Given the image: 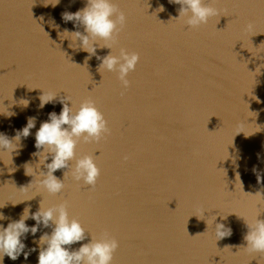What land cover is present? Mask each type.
<instances>
[{"label":"water","instance_id":"1","mask_svg":"<svg viewBox=\"0 0 264 264\" xmlns=\"http://www.w3.org/2000/svg\"><path fill=\"white\" fill-rule=\"evenodd\" d=\"M56 2L0 0V112L16 113L0 115V132L11 138L37 118L13 162L0 155V211L17 220L41 200L66 204L88 236L71 247L91 235L115 239L112 264H264V253L239 249L246 246L243 219L260 213L264 220V201L253 196L264 189L253 173L254 166L264 173V0H204L218 14L197 28L174 19L180 6L168 0H114L127 22L113 54L140 57L127 88L118 73H99L100 61L86 64L88 53L69 47L72 37L63 32L83 28L65 23L62 13L86 0ZM41 89L58 95L43 109ZM65 96L73 110L94 101L108 122L99 141L81 138L76 146V158L93 156L100 176L89 186L69 169L61 193L25 201L37 194L25 171L38 162L35 133L50 112L60 113ZM64 171L55 175L63 179ZM214 216L232 229L230 237L217 241ZM45 231L24 241L25 251L37 248L27 259L5 256L4 264H38L33 240Z\"/></svg>","mask_w":264,"mask_h":264},{"label":"clouds","instance_id":"2","mask_svg":"<svg viewBox=\"0 0 264 264\" xmlns=\"http://www.w3.org/2000/svg\"><path fill=\"white\" fill-rule=\"evenodd\" d=\"M168 2L180 6L178 17L174 19L184 20L189 28L207 24L211 17L218 14L217 10L205 4L204 0H168ZM59 3L60 0H57L54 6ZM157 10L164 11L163 5ZM62 19L65 23L72 22L76 29L83 28V32L79 30L63 32L72 37L71 40L64 39L70 41L69 47L88 53L85 58L86 64L92 57L100 61L97 69L99 73L101 71L118 73L122 86L127 88L128 74L135 71L140 57L138 53H129L125 50H121L118 55L113 54L116 36L127 22L126 15L119 10L114 0H86L85 7L74 13L65 11L62 13ZM98 49H108L109 52L101 56L98 54ZM57 97L56 93H45L42 90L39 96V108L43 109L47 104L55 102ZM23 101H25L23 106L26 108L29 101ZM59 102L63 105L60 113L50 112L48 119L40 124L35 133L37 151L33 153V156L38 158V162L35 168L25 169V171L26 175L35 177L37 194L25 201L35 199L41 192L49 196L61 193L65 187L64 179L69 169L74 180L82 181L89 186H95L100 176V168L93 156L76 158V146L81 138L86 142L99 141L109 132L107 120L92 100L83 101L75 110L70 97L59 98ZM15 114L9 110L6 115L0 112V115L6 117H12ZM36 120V117H28L26 126L16 130L11 138L6 133L0 132V155L7 154L13 162V154H19L22 138L26 139L31 135V130L36 127ZM73 161H75L74 166ZM41 166L46 168V171L41 170ZM63 169L67 171L63 172V179H60L55 173ZM253 173L256 175L258 184L264 183V173L255 166ZM32 180L27 186L32 184ZM239 182L242 184L240 177ZM253 196L257 197L258 201H264V189L257 191ZM260 215L257 213L251 220L243 219L248 231L244 236L246 246L239 249L243 248L249 254L264 253V220L259 219ZM226 218L221 216V221ZM29 219L34 220L35 224L29 226L26 223ZM5 220L9 221L6 227L0 223V264H4L5 256L13 261L21 255L27 259L37 248L33 247L25 251L27 245L24 241L29 234L35 238L42 228H50L51 231H45L38 239L33 240V244L39 248L38 264H112L113 254L119 247V242L115 239L107 237L97 239L91 235L88 243H81L78 249H73L72 245L85 241L88 236L81 222L70 218L66 204L46 207L41 200L37 211L32 212L29 205L17 220H11L0 211V221ZM216 221L217 216H214V234L217 241L230 237L232 229L225 223Z\"/></svg>","mask_w":264,"mask_h":264}]
</instances>
